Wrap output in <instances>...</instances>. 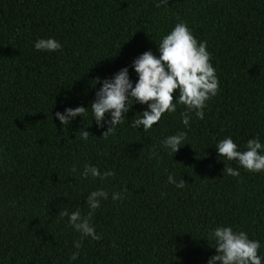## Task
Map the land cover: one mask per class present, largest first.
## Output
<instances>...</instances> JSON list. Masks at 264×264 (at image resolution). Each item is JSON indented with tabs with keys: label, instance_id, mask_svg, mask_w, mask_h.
<instances>
[{
	"label": "trees",
	"instance_id": "obj_1",
	"mask_svg": "<svg viewBox=\"0 0 264 264\" xmlns=\"http://www.w3.org/2000/svg\"><path fill=\"white\" fill-rule=\"evenodd\" d=\"M157 2L0 0V264H207L217 225L260 240L264 255V172H248L214 147L228 136L241 150L254 137L264 143V0ZM181 20L207 41L219 80L203 120L193 116L185 129L179 104L144 131L131 121L146 105L134 103L105 135L90 108L83 120L60 124L57 111L90 106L97 78L144 51L158 55L161 36ZM47 37L62 49L33 48ZM129 77L136 79L130 67ZM179 131L187 144L172 155L160 141ZM222 160L240 175L225 174ZM85 163L115 175L83 179ZM169 173L183 189L167 182ZM98 188L109 193L92 216L102 237L85 238L70 260L79 234L60 212L87 215L86 197Z\"/></svg>",
	"mask_w": 264,
	"mask_h": 264
},
{
	"label": "clouds",
	"instance_id": "obj_2",
	"mask_svg": "<svg viewBox=\"0 0 264 264\" xmlns=\"http://www.w3.org/2000/svg\"><path fill=\"white\" fill-rule=\"evenodd\" d=\"M167 3L168 0H158L155 6L161 7ZM156 47L158 55L151 50L144 51L133 58L129 66L120 68L112 76L102 81L97 78L95 84L99 83L100 87L96 90L90 106L66 107L63 113H55L56 119L61 125L68 126L77 116L83 120L86 109L90 108L96 125L107 126V130L102 133L105 135L124 123L133 104L138 103L146 105V108L138 112L140 115L131 121V126L136 129L141 126L144 131L151 129L163 114L176 112L179 104L184 106L180 116L185 129L189 127L193 116L203 120L207 101L216 96L219 90V80L211 63V54L207 51V41L198 42L188 24L181 20L161 36ZM33 48L51 53L61 50L62 44L54 37L38 38ZM129 67L136 74L134 82L129 77ZM81 128L80 139L87 141L90 133L84 127ZM186 139V131H179L163 137L160 145L163 150L173 155L187 144ZM214 147L217 156H223L227 161L235 160L244 170L264 172V143L258 137L248 139L242 150L230 136L217 141ZM156 155L153 151L152 156ZM71 171L75 172L77 169L73 167ZM223 171L229 176L240 175L239 169L227 166L225 162ZM113 175L115 173L111 169L101 171L97 166L87 163L80 171L83 179L90 176L103 181ZM167 182L179 189L185 186V181H177L172 173L168 174ZM108 198V191L98 188L90 191L86 197L85 202L89 209L87 215H81L79 209L72 212L65 209L60 212L62 217H67V223L72 230L79 234L73 241L75 251L71 253L70 260H76L80 255L85 238L93 241L101 239L102 233H97L92 216L100 208L101 201ZM111 199L119 201L122 194L113 192ZM209 236L214 241L212 248L215 249V254L207 260V264H264V255L258 254L262 247L261 241L250 239L247 232L235 230L231 226L217 225L211 229Z\"/></svg>",
	"mask_w": 264,
	"mask_h": 264
}]
</instances>
